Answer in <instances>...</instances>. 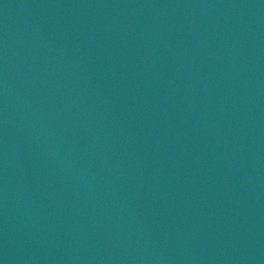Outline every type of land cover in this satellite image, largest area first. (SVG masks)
<instances>
[{"label": "water", "instance_id": "obj_1", "mask_svg": "<svg viewBox=\"0 0 264 264\" xmlns=\"http://www.w3.org/2000/svg\"><path fill=\"white\" fill-rule=\"evenodd\" d=\"M0 264H264V0H0Z\"/></svg>", "mask_w": 264, "mask_h": 264}]
</instances>
